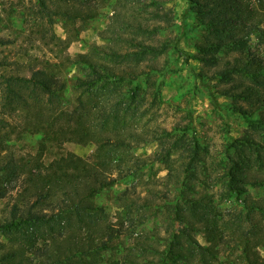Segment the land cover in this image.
I'll return each mask as SVG.
<instances>
[{
    "label": "trees",
    "instance_id": "obj_1",
    "mask_svg": "<svg viewBox=\"0 0 264 264\" xmlns=\"http://www.w3.org/2000/svg\"><path fill=\"white\" fill-rule=\"evenodd\" d=\"M53 1L58 6L51 11L45 0H38L50 11L43 33L54 22L51 12L72 25L76 18L98 16L106 0ZM187 4L192 26L206 32L191 57L211 66L219 60L216 53L229 56L209 76L204 70L197 76L206 80L213 97L231 100L230 112L264 129V0ZM12 41L0 34V45ZM74 61L94 73L75 78L74 104L66 97V81L45 67L30 68L25 75L0 63L6 67L0 73V198H11L0 213V233L7 239L0 242V250L5 249L0 264H264L258 251L264 248V198L243 194L245 184H264V143L231 141L217 192L197 190L172 167L173 146H163V125L133 134L120 109L122 98L94 99L89 108L83 104V92L93 89L96 95L104 79L129 83L142 73L92 63L83 54ZM148 131L153 132L150 139ZM23 133L41 136L34 153L19 152L11 144ZM67 141L94 142L95 149L87 157L67 151L44 162L47 143L60 147ZM150 141L157 149L149 162L138 156L125 160L129 149ZM253 165L257 173H250ZM163 166L166 172L160 174ZM144 174L152 179L142 182ZM127 179L131 182L119 194L117 214L94 202L101 189ZM215 193L220 200L213 198Z\"/></svg>",
    "mask_w": 264,
    "mask_h": 264
},
{
    "label": "rangeland",
    "instance_id": "obj_2",
    "mask_svg": "<svg viewBox=\"0 0 264 264\" xmlns=\"http://www.w3.org/2000/svg\"><path fill=\"white\" fill-rule=\"evenodd\" d=\"M45 2L51 11L58 6L53 0ZM187 6V0H106L98 16L86 21L76 18L72 25L51 12L54 22L50 31L43 33L50 11L41 8L38 0H0V26H8L1 29L0 34L13 40L0 45V63L8 62L13 72L25 75L30 68L45 67L66 81V97L73 104L78 95L73 87L75 78L94 76L89 65L74 61L77 54H83L92 63L116 70L141 72L137 80L129 83L116 84L113 79H104L98 84L96 95L93 89L91 92L86 87L83 104L89 108L94 99L107 103V100L122 98L120 109L125 114L127 130L133 134L143 133V129L153 124L163 125V146H173L172 167L197 190L212 194L217 192L214 186L220 185L226 155L231 154V141L253 138L264 143V129L230 112L231 100L219 95L213 97L204 85L206 80L197 76L203 70L209 76L229 56L216 53L219 60L211 66L191 57L197 53L196 46L206 32L202 27L192 26ZM137 24L141 28H137ZM253 44L251 40L249 48ZM4 70L6 67L0 65V73ZM2 88L0 77V95ZM121 90L136 94L126 96ZM156 90L158 94L152 100L151 95ZM146 134L150 139L153 132ZM40 139V135L23 133L12 137L11 144L19 152L34 153ZM94 149V142L81 145L67 141L60 147L47 143L44 162L67 151L87 157ZM156 149L157 144L153 141L142 143L139 148L129 149L125 160L138 156L148 158L149 162ZM194 151L196 157H193ZM190 156L192 160L188 163ZM254 166L250 173H257ZM184 168L187 170L183 172ZM165 172L163 166L160 174ZM151 179L152 176L144 174L141 181ZM130 182L131 179H127L101 189L94 202L104 206L112 216L117 214L119 194ZM243 194L250 198H264V184H245ZM213 198L218 201L221 196L215 193ZM9 199L8 196L0 198V213ZM197 238L204 243L201 235ZM6 241L0 233V242ZM4 251L0 250V254ZM258 251L264 255L263 247ZM110 253L107 251L105 255Z\"/></svg>",
    "mask_w": 264,
    "mask_h": 264
}]
</instances>
